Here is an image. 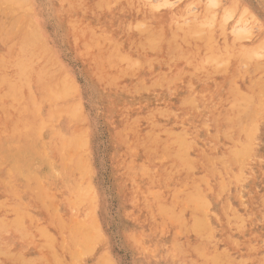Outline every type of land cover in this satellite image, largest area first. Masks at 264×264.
<instances>
[{
  "label": "rangeland",
  "instance_id": "1",
  "mask_svg": "<svg viewBox=\"0 0 264 264\" xmlns=\"http://www.w3.org/2000/svg\"><path fill=\"white\" fill-rule=\"evenodd\" d=\"M168 3L0 0V264H264V0Z\"/></svg>",
  "mask_w": 264,
  "mask_h": 264
},
{
  "label": "bare ground",
  "instance_id": "2",
  "mask_svg": "<svg viewBox=\"0 0 264 264\" xmlns=\"http://www.w3.org/2000/svg\"><path fill=\"white\" fill-rule=\"evenodd\" d=\"M5 1L8 2V3H10V4H13V3H15L17 0H5ZM144 1H146V0H144ZM133 2H134V1H133ZM163 2H164L165 4H169V3H168L169 0H163ZM130 3H131V5H132V1H131ZM146 4H147V6H150L148 3H146ZM136 5H137V4H136ZM147 6H146V8H147ZM137 8H138V7H137ZM135 9H136V8H135ZM139 9H140V8H139ZM142 9H144V8H142ZM131 10L133 11V9H131ZM147 10H149V9H147ZM147 10H146V11H147ZM149 12H150V11H149ZM201 20H203V19H201ZM204 21H205V20H203V22H204ZM203 22H200V23H203ZM203 24H204V23H203ZM181 26H182V25H181ZM177 27H180V25H179V26H176V28H173V29H176V30L179 29L178 31H180V32L183 31V30H182V27H181V28H178V29H177ZM197 28H198V25H197V24H193V25L190 26V28H188V29H187V28H184V30H187V31L190 30V29L195 30V29H197ZM174 32H175V30H174ZM174 32H172V34H174ZM185 32H186V31H185ZM182 33H184V31H183ZM148 34H149V32H148ZM148 34H147V36H148ZM150 35H153V33L150 34ZM183 36H184V35H183ZM149 37L151 38V36H149ZM149 37L147 38L149 48H150V45H151L152 47L154 46L153 48H155V47H156V45H155L156 43H155L154 45H152L153 42H155V41H151V40H152L153 38H155V37L153 36V38H151V39H150ZM180 38H181V37H180ZM180 38H179V39H180ZM156 39H157V40H156V42H157L159 39H158L157 37H156ZM171 39H172V38H171ZM154 40H155V39H154ZM173 40H175V39H172V41H173ZM30 42H31V40H27L26 43H24V42H23V43H24L25 45H27V43H30ZM157 45H158V43H157ZM168 45H169V44H168ZM177 46H178V45H177ZM177 46H176V49H179V50H180V47L178 48ZM179 50H178V51H179ZM183 50H184V49H183ZM174 51H175V50H174ZM176 51H177V50H176ZM169 52H170V51H169ZM171 53H172V52H171ZM176 53H177V52H176ZM176 53H175V54H176ZM179 53H180V52H179ZM179 53H178V54H179ZM181 54H183V53H181ZM185 55H186V54H185ZM204 56H205V58H208V59L211 58V56H213V58H212V61H213V60H214V56H215V57H216V56L218 57L219 55L212 54V55H204ZM170 57H171V56H170ZM217 57H216V58H217ZM180 58H181V56H180ZM203 58H204V57H203ZM216 58H215V59H216ZM194 59H195V58H194ZM194 59H193V60H194ZM198 59H199V58H198ZM217 59H219V57H218ZM174 60H175V58H174ZM174 60H173V61H174ZM176 60H178L177 57H176ZM180 60H181V59H180ZM182 60H186L185 57H184V59H182ZM196 60H197V59H196ZM208 61H210V63H211V60H208ZM208 61H206V62H208ZM216 61H217V60H216ZM216 61H215V62H216ZM175 62H176V61H175ZM178 62H180V61H178ZM194 62H196V61L194 60ZM1 63H2V62H1ZM180 63H181V62H180ZM184 63H185V61H184ZM128 64H129V63H128ZM187 64H189V63L187 62ZM193 64H194V63H193ZM2 65H3V63H2L1 66H0V67H1V70H3ZM14 65H16V66H15V68L17 69L16 74L18 73V74H19V77H17L18 75L16 76V74H15V75L13 74V77L16 76V79H18V78H20V77L22 76V78H23L24 75H25V73H24V68H23L22 64H21L20 62H18V61H17V62L15 61V62H14ZM192 66H195V65H192ZM199 66H200V63H199ZM196 67H197V65H196ZM200 67H201V66H200ZM198 69H201V68H198ZM5 71H6V70H5ZM14 73H15V69H14ZM205 73L207 74V76H209V75H208V72H205ZM209 73H210V72H209ZM5 74H6V73H5ZM190 74L193 75L192 73H190ZM210 74H211V73H210ZM214 74H215V73H214ZM214 74H213L212 76H214ZM6 75H7V74H6ZM6 75H4V77H5ZM191 75H190V76H191ZM0 77H3V76L0 75ZM4 77H3V78H4ZM8 78H9V76H7V81H6V80L2 81V80H1L2 78H1L0 80L2 81V84H3V83L6 84L7 82H9L10 80H8ZM22 78H21V79H22ZM4 79H6V78H4ZM12 80H13V78H12ZM18 80H19V79H18ZM5 81H6V82H5ZM20 81H22V80H20ZM24 81H25V83H23V84L25 85L24 87L26 88V87L28 86L26 90L28 91L27 93H30L31 91L28 90V89H30V87H29L30 85H28V84H30L31 82H28V81H27L28 84L26 85V79H25V78H24ZM10 82H11V81H10ZM12 82H13V81H12ZM14 82H15V81H14ZM14 82H13V83H14ZM16 82L19 83V81H17V80H16ZM16 82H15V83H16ZM22 82H23V81H22ZM7 84H8V83H7ZM10 84H11V83H10ZM20 84H21L20 86H21V88H22V83L20 82ZM11 85H13V84H11ZM11 85H9V86H11ZM13 86H16V87H17L18 85L15 84V85H13ZM13 86H11V87L13 88ZM20 86H19V88H20ZM16 87H14L13 89H15ZM96 87H97V86H96ZM234 87H235V88H234ZM5 88H6V87H5ZM9 88H10V87H9ZM21 88H20V89H21ZM7 89H8V88H7ZM13 89H11V91H8V90L5 91V90H4V92H6V93L2 92V93H4L3 96L6 95V94L8 93V94H7L8 96L10 95V96H12V98L15 97V98H16V99L14 98L15 100L11 98L12 101H13L12 103H13L14 106H16V108H18L17 111L21 110L22 113H23L24 110H25L24 108H25L26 106L24 105V103H20V102H21V101L23 102V98H24L25 96H24V97L22 96V97H21L22 100H20V96H21L20 92H18L17 89H15V90H13ZM20 89H19V90H20ZM233 89L236 90V89H237L236 86H233ZM234 90H233V91H234ZM239 91H240V90H239ZM21 92H22V91H21ZM15 93H16V94L18 93V94H17L18 96H19V94H20V96H19V97H16ZM233 94L236 95L237 93H233ZM238 94H239L240 98H239L238 100H237V99H236V100H235V99H234V100L232 99V100H233V101H240V102H238V103L232 102V103H234V105L231 104L232 106H229V107H230L229 109H235V111H236V110H237L236 108H239L238 110H240L241 108H243V110H246V109L249 107V106H248L249 104H250V106L253 105L254 107H256V104H255V103H252V102L250 103L249 101H244V102H247V103H241V102L243 101L242 98L244 97V96H243V97H241V96L244 95V94H243V93H242V94H241V93H238ZM238 94H237V95H238ZM245 94H246V93H245ZM7 95H6V96H7ZM28 95H29V96H28L27 102H33V103H36V99H35L32 95H30V94H28ZM235 95H234V96H235ZM247 95H248V94H247ZM6 96H5V97H6ZM10 96H9V98H10ZM239 96H237V97H239ZM235 97H236V96H235ZM245 97H246V96H245ZM247 98H248V97H247ZM250 98H251V97H250ZM245 99H246V98H245ZM18 100H19V102L17 103ZM246 100H247V99H246ZM250 100H251V99H250ZM251 101H252V100H251ZM248 102H249V103H248ZM209 103H210V102H209ZM229 103H230V102H229ZM199 105H200V104H199ZM258 105L260 106V104H258ZM258 105H257V106H258ZM234 106H235L236 108H235ZM253 106H252V107H253ZM231 107H233V108H231ZM261 107H262V104H261L260 108H261ZM258 108H259V107H258ZM238 110H237L236 112H238ZM243 110L241 109L242 112H243ZM247 110H248V109H247ZM250 110H252V108H251ZM254 110H255V109H254ZM256 110H257V112H256V111H253V110H252V112H254L253 115H255V117L258 118L257 113L259 114L258 111H260V109H257V108H256ZM21 111L19 112L20 114H21ZM205 111H206V110H205ZM226 111H227V110H226ZM231 112H232V111H230V113H231ZM242 112L239 111V112H238L239 115H240ZM244 113H245V112H244ZM225 114H226V113H225ZM228 115L231 116V114H229V111H228ZM233 117H234V119H235V116H233ZM250 117H253V116H252V113H251V116H250ZM255 117H253V118H255ZM248 118H249V117H248ZM229 119H230V120H229L228 122L230 123L231 118H229ZM236 119H240V118L238 117V118H236ZM243 120H244V118H243ZM225 121H226V120H225ZM225 121H224V122H225ZM244 121H245V120H244ZM249 121H250V122L252 121V124L249 123V126H250L251 128H249L250 130H247V134L251 133L252 130H255V129L257 128V127H255V129H252V128H253L252 126H254V123H253L254 120H253L252 118H251ZM239 122H241V123H240V124H241L240 127L242 126V127L244 128V124H245L246 121L244 122V124H242V121H240V120H239ZM239 122H238V124H239ZM18 123L21 124V125H25L26 120H23V119L21 118V120L18 121ZM225 123H226V122H225ZM230 124H231V123H230ZM230 124H229V125H230ZM247 124H248V123H247ZM189 125H190V124H189ZM226 125H227V124H226ZM231 125H232V124H231ZM231 125H230V126H231ZM224 126H225V125H224ZM238 126H239V125H238ZM245 126H246V124H245ZM228 127H229V126H228ZM240 127H239V130H240V132H241V128H242V127H241V128H240ZM237 128H238V127H237ZM246 128H247V126H246V127L244 128V130H242V131H245ZM231 129H232V131H234V130H233V129H234L233 127H231ZM247 129H248V128H247ZM235 130H236V129H235ZM227 131H229V130H227ZM227 131H226V132H227ZM230 131H231V130H230ZM248 131H249V132H248ZM226 132H225V133H226ZM243 133H245V132H243ZM252 133H255V132L253 131ZM230 134H231V133H230ZM177 135L179 136V134H177ZM181 135H182V134H181ZM232 135H233V134H232ZM232 135H231V136H232ZM175 136H176V135H175ZM178 136H176V139L178 138L177 140H179V139L182 140V138H180V137H178ZM247 136H248V138H249V137L252 138V137L249 136V135H247ZM182 137H183V136H182ZM253 137H254V136H253ZM246 138H247V137H246ZM238 139H239V138H238ZM244 139H245V138H244ZM252 139H253V138H252ZM177 140H176V141H177ZM181 140H179V141H181ZM240 140H241V139H240ZM240 140H239V141H240ZM249 140H251V139H249ZM249 140H247V141L249 142ZM179 141H178V142H179ZM183 141H184V140H182V142H183ZM239 141H237V144L239 143L238 145H239V147H240V142H239ZM242 141H244L243 143H245V140L242 139ZM178 142H177V143H178ZM232 142H233V141H232ZM235 142H236V141H234V143H235ZM251 142L253 143L252 140H251L249 143H251ZM177 143H176V144H177ZM243 143H241V144H242V146L244 147L245 145H244ZM182 145L185 146L186 144H185V145L182 144ZM182 145H181V146H182ZM247 145H249V144H247ZM181 146H178L179 149L183 148V147H181ZM233 146L235 147L234 144H233ZM252 146H253V145H252ZM239 147H238V148H239ZM249 147H250V146H249ZM244 148H246V147H244ZM244 148H243V149H244ZM184 149H185V148H184ZM233 149H234V148H233ZM239 149L241 150V147H240ZM239 149H237V147H236V150H239ZM243 149H242V150H243ZM248 149L251 150V148H248ZM244 150H245V153L242 152V151H240V153H239L238 155H240L241 157H243V154H246V152L249 151V150H247V148L244 149ZM246 150H247V151H246ZM178 151H181V152L177 153ZM232 152H233V151H232ZM232 152H231V153H232ZM234 152H236V151H234ZM176 153H177V154H176ZM180 153H181L182 156L185 155V152H182V149H181V150H177V151H175V154H174V155L178 158V156L180 155ZM236 153H238V152H236ZM247 153H249V152H247ZM234 154H235V153H234ZM247 155H248V154H247ZM229 156H232V154H230ZM235 156H236V155H235ZM232 157H233V160H234V162H235V160H236L235 157H234V156H232ZM236 157H238V156H236ZM184 158H185V156L182 157L181 159L178 158V159H179V162H180V160H181L182 162L184 161V163H185ZM244 158H245V157H244ZM239 159H240V158L237 159V161H238V162H236L237 165L240 164ZM241 159H242V158H241ZM180 163H181V162H180ZM181 164H182V163H181ZM237 167H238V166H237ZM236 178H237V177H236ZM188 182H189V181H188ZM160 184H161V183H160ZM193 189H194V188H193ZM195 193H196V192H195ZM197 193L199 194V191H197ZM198 194H196V195H198ZM184 195H185V194H184ZM186 195H187V194H186ZM186 195H185V196H186ZM191 195H192V194H191ZM194 195H195V194H194ZM190 197H192V196L189 195V198H190ZM180 198H181V197H180ZM184 198H185V197H183L182 200H188V199H189V198L187 199V196H186V199H184ZM193 199H194V197H193ZM193 199L188 200V201H192ZM197 199H198V198H197ZM188 201H186V203H187ZM183 202H184V201H183ZM199 202H200V201H199ZM199 202H197V203H199ZM184 203H185V202H184ZM188 204H189V203H188ZM162 205H164V204H162ZM160 207L163 208V209H161V210H163L164 213H165V211H166V212H169V211L166 210V208H164L165 206H161V205H160ZM167 207H168V206H167ZM60 209H61V208H60ZM164 210H165V211H164ZM168 210H169V209H168ZM170 211H171V210H170ZM169 213H171V212H169ZM260 216H261V215H260ZM19 218H21V216H20ZM16 219L18 220V218H16ZM14 222H15V219H14ZM17 222H18V221H16V222L14 223V225H13L14 227H15V224L18 225ZM200 222L203 223L202 220L199 221L198 223H200ZM193 223H196V222H193ZM198 223L194 224L193 226H194V227H195V225H197V226H198V225L201 226V227H198V230H199V231L197 230V228H196V230H195V228H194L193 226H191L192 228H194L195 232H200V231H201L200 229H203L202 227H204L203 225L198 224ZM175 225H176V224H175ZM0 226H4V225L0 224ZM197 226H196V227H197ZM247 227H248V226H247ZM15 228H17V226H16ZM78 228H79V227H78ZM190 229H191V228H190ZM194 230H193V231H194ZM84 234H85V233H84ZM84 238H85V236H84Z\"/></svg>",
  "mask_w": 264,
  "mask_h": 264
}]
</instances>
